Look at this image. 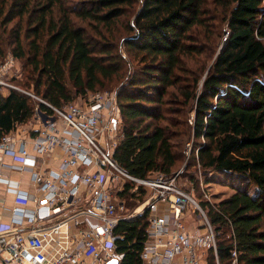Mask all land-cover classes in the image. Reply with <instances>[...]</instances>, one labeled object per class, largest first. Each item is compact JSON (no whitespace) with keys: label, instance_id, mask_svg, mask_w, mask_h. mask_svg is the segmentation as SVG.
<instances>
[{"label":"trees","instance_id":"1","mask_svg":"<svg viewBox=\"0 0 264 264\" xmlns=\"http://www.w3.org/2000/svg\"><path fill=\"white\" fill-rule=\"evenodd\" d=\"M8 53L27 71L24 88L61 109L122 81L114 158L131 175H173L192 137L189 167L245 177L209 216L220 264L232 262L231 229L239 264H264V0H0V61ZM37 104L0 93V139ZM132 187L119 192L126 213L149 194ZM148 224V213L117 224L119 264L142 263Z\"/></svg>","mask_w":264,"mask_h":264},{"label":"built area","instance_id":"2","mask_svg":"<svg viewBox=\"0 0 264 264\" xmlns=\"http://www.w3.org/2000/svg\"><path fill=\"white\" fill-rule=\"evenodd\" d=\"M15 62L10 55L0 64V93L16 90L38 104L27 123L0 139V190L14 198L11 220L0 222V264L121 261L124 255L116 250L115 228L121 220L145 213L149 224L141 264H209L210 250L220 264L221 232L209 211L222 208L208 189H203L200 202L194 188L180 184V172L170 176L157 172L150 178L131 175L114 158L122 138L110 125L109 117L115 113L108 110L106 94L99 92L84 104L61 109L9 80ZM111 99L115 101L116 94ZM57 160L54 167L50 161ZM13 172L29 175L25 180ZM25 181L32 191L23 188ZM129 183L133 191L145 187L149 194L126 213L119 192ZM197 216L200 223L193 226ZM191 217L194 220L185 222ZM229 237L234 241L231 264H239L233 229Z\"/></svg>","mask_w":264,"mask_h":264},{"label":"rangeland","instance_id":"3","mask_svg":"<svg viewBox=\"0 0 264 264\" xmlns=\"http://www.w3.org/2000/svg\"><path fill=\"white\" fill-rule=\"evenodd\" d=\"M216 23L219 25V22L217 20H211L209 24ZM226 29V26L225 28ZM10 57V53H8L3 61H0V64L4 63L8 58ZM130 70H133V66L130 67ZM26 75L27 71L25 70L23 64L18 61L15 62L14 66L12 67L11 74L9 75V80L22 88H26L25 82H26ZM122 81H115L113 82L109 87L105 89H99L95 92H89L85 96H79L73 103H80L84 104L85 102L89 101V99L92 97V95L97 94L99 92H102L106 94L107 101V107L109 111H114V115H111L109 117L110 125H113V129H115V132L118 134L119 139L123 137L122 131H121V125H122V115L120 106L118 103V93L120 91V85ZM30 88L33 89V86ZM111 94H116V100L113 101L110 100ZM194 115V111L192 112V107L188 108V116L187 121L190 124L192 123V116ZM177 117V116H175ZM181 119V118H179ZM190 120V121H189ZM181 121V120H180ZM182 121H185V118H183ZM191 125V124H190ZM176 140V141H175ZM174 141L177 143L179 140V136L177 138H174ZM195 142L194 138H186V141H184L183 144V151H184V157L181 159V161L177 162L176 166L173 168L172 172L173 175L180 172V184L184 187L194 188V195L198 199V201L202 202V192L203 189H208L210 194H212L214 200L220 203L225 198L232 195L237 189L244 188L246 184L245 177L234 174H228L220 171H206L201 166L196 165L193 167H189L188 161L190 158V155L192 154L193 150V143ZM180 150V148H179ZM245 180V183L243 182ZM250 192H254V187L250 188ZM130 202L128 201V204ZM136 204H139V202ZM135 204V205H136ZM221 205V204H220ZM136 208V207H135ZM134 208V209H135ZM194 220L192 217L190 219L185 220L188 224ZM194 223V224H193ZM193 226H198L200 223V217H196L195 221L193 222ZM191 226V225H190Z\"/></svg>","mask_w":264,"mask_h":264},{"label":"crops","instance_id":"4","mask_svg":"<svg viewBox=\"0 0 264 264\" xmlns=\"http://www.w3.org/2000/svg\"><path fill=\"white\" fill-rule=\"evenodd\" d=\"M5 94H7V93H5ZM8 159H10V158L8 157ZM50 162L53 163L54 167H56L59 163L58 160L56 162H54V161H50ZM28 175L29 174L23 175V174H20L17 172L12 173V176H14L16 178H23V179L28 177ZM23 188L32 191V188H30V186L28 185V183L26 181L23 184ZM1 198L2 199L5 198V202H3V201L0 202V222H9L11 220V214H10L9 208L13 206L14 198H13V195L5 194L4 191L0 190V199Z\"/></svg>","mask_w":264,"mask_h":264},{"label":"water","instance_id":"5","mask_svg":"<svg viewBox=\"0 0 264 264\" xmlns=\"http://www.w3.org/2000/svg\"><path fill=\"white\" fill-rule=\"evenodd\" d=\"M119 260L118 259H111V260H109V261H107V263L106 264H119Z\"/></svg>","mask_w":264,"mask_h":264}]
</instances>
